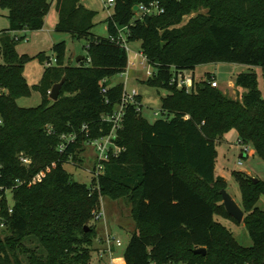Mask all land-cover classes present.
Listing matches in <instances>:
<instances>
[{
    "label": "trees",
    "instance_id": "trees-1",
    "mask_svg": "<svg viewBox=\"0 0 264 264\" xmlns=\"http://www.w3.org/2000/svg\"><path fill=\"white\" fill-rule=\"evenodd\" d=\"M54 1L56 32L87 39V56L74 65L66 60V42L56 43V64L31 87L25 66L50 58L20 55L17 43L24 38L12 34L42 30ZM154 3L162 14L137 17L135 7ZM0 5L9 20V28L0 32V85L9 90L0 96V264H23L24 253L31 264H91L99 234L93 220L105 196L127 200L136 224L124 256H114L113 264H264V211L258 207L263 180L234 174L252 247L241 246L215 219L238 223L223 203L227 181L216 176L218 141L236 130L240 141L264 160V96L258 76L253 71L237 75L235 85L245 90L242 100L213 88V75L199 81L194 73L189 92L174 82L180 73L211 63L258 67L264 73V0H116L106 38L93 34L97 13L82 0H0ZM124 27L129 42H140L156 69L144 83L169 92L162 98L166 118L149 122L136 106H128L116 139L124 150L110 154L104 174L81 184L65 164L81 163L89 142L112 131L104 116L114 114L122 102L124 84L111 85V79L128 70L129 57L110 36ZM63 79L59 99L51 100L53 86ZM33 91L41 94V105L20 107L18 100ZM70 135L75 142L61 151L63 136ZM30 238L43 256L26 246ZM202 248L206 255L196 253Z\"/></svg>",
    "mask_w": 264,
    "mask_h": 264
},
{
    "label": "rangeland",
    "instance_id": "rangeland-1",
    "mask_svg": "<svg viewBox=\"0 0 264 264\" xmlns=\"http://www.w3.org/2000/svg\"><path fill=\"white\" fill-rule=\"evenodd\" d=\"M106 0H83V4L89 9L95 11L97 16L95 17V27L93 34L97 37L106 38L109 36L107 28V19L113 13V6H106ZM52 12L56 13L55 5L51 6ZM50 8V10H51ZM50 12V11H49ZM200 12H206L202 9ZM49 14V13H48ZM47 14V15H48ZM8 11L3 9L0 5V32L9 28V20L7 18ZM197 13L192 14L190 17L185 18L187 22L191 17H194ZM140 13L137 14V17ZM51 25V22L46 23V29L43 33L34 35L33 41L28 43V37L33 32H27L22 34H12V36H19L24 38L17 43L18 51L28 55H36L45 53L50 59L56 58L53 52V45L55 43L65 41L67 44L66 60L74 65L77 64L75 57H86L88 40L85 38H72L65 33H58ZM47 35V36H46ZM41 41V42H40ZM132 52H129V67L128 73L125 75H117L111 79V85L125 84V89L128 93L139 94L142 99V115L149 122H154L159 119L166 118L162 113V98L168 95V91L164 89H157L145 84L149 78L155 73L156 69L150 65L145 59L141 58L136 52L141 51V43L133 42L130 44ZM76 55V56H74ZM44 66L39 60L31 61L26 66V77L31 85H38L42 79ZM255 72L259 80V89L264 96V73L261 68L249 67L243 65H235L229 63H211L201 65L195 70L197 80L202 81L206 79L207 75H213L215 79L219 81V89H221L229 97L242 100V95L245 90L235 85V79L238 74L245 72ZM192 71L182 72L181 74L187 75ZM42 103V96L39 92L33 91L31 97L23 98L19 101V106L23 108H35ZM155 113H159L156 116ZM243 147V146H242ZM240 145V139L236 130L230 131L217 143L218 158L217 167L218 173L223 174L226 178L228 189L227 192L235 200V202L243 209L242 206V193L238 181L235 179V173H249L250 176L264 181V160H262L257 154L246 157L242 152ZM252 151L253 147L248 145ZM242 158L243 165H239V161ZM78 163V162H77ZM96 163V149L94 146L87 145L84 153L81 155V163L69 162L65 164L66 171L72 176V178L81 184L90 185L93 179V170ZM248 174V175H249ZM9 198V205L14 203L12 191L7 193ZM1 200V199H0ZM258 207L264 211V195L258 203ZM244 210V209H243ZM102 216L99 220L94 219L93 223L97 225L98 236L94 240L93 246V258L91 264H98L97 261V249L101 248L100 239H105L108 234L120 238L123 242L121 248L115 249V256L123 257L125 251L130 243L132 236L136 231V224L132 217V206L125 199H112L108 196L102 199ZM215 219L222 223L233 233L238 243L246 248L253 246V240L251 239L244 223H236L233 220L225 219L222 216H216ZM2 228L0 227V230ZM26 246L32 250H35L39 256L45 254L39 243L30 238L26 241ZM23 264H31L30 256L28 254L20 255ZM108 260V259H107ZM103 260V264H104Z\"/></svg>",
    "mask_w": 264,
    "mask_h": 264
},
{
    "label": "built area",
    "instance_id": "built-area-1",
    "mask_svg": "<svg viewBox=\"0 0 264 264\" xmlns=\"http://www.w3.org/2000/svg\"><path fill=\"white\" fill-rule=\"evenodd\" d=\"M115 1L116 0H106L105 5L110 6V7L114 6ZM138 8L140 11V16L159 15L164 12V10L159 6L158 3L151 4L150 6H141ZM110 39L113 43L124 48L127 51L128 57H129V52H132V50L130 48L131 43L129 42L128 27L118 29V35L110 36ZM136 53L141 58L147 61L142 51H138ZM1 62H2V58L0 56V63ZM56 62H57L56 58L50 59L49 61L45 62V68H50L54 66ZM127 73H128V70L122 75H125ZM191 73L187 75H183L180 73L175 78L174 82L177 84L179 89H186L188 92L191 90V88L193 87V83H194V75ZM211 85L213 88H219V81L217 79H214L211 82ZM102 92L103 94H106L108 92V88H103ZM8 94H9V90L0 85V96H4ZM138 97L139 96L136 93H132V94L128 93L125 89V84H124L122 102L119 104L114 114L109 115V116H104V120L112 124L111 133L100 139H96V140L89 142V145L94 146V148L96 149V163H95L94 170L92 172L93 177L94 176L98 177L104 174V163L109 160L110 154L117 156L124 150V148L117 145L116 139L118 137L119 130L123 128V123H124L127 107L130 105H133L137 107V110L139 112H142L143 105H142V102L138 100ZM155 115L159 116L160 114L155 113ZM63 139L65 140V143L61 146V151H64L68 144L74 143L76 140V136L74 135L63 136ZM240 145L241 147L243 146L242 152L244 155H246V157L253 155L248 145L242 143L241 141H240ZM23 161L25 162V164L30 163V161L27 159H23ZM239 165L240 166L243 165L242 158L239 161ZM10 213H12V210H10ZM101 216H102V213H97L95 214V219L99 220ZM0 227L3 228L4 224L2 223ZM100 243L102 247L97 249V252H96L98 264H103L101 263V261L106 260V259H108L107 264H113V258L115 256V249L121 248L123 246L122 240L120 238L113 236V234H108L105 239L103 238L100 239ZM152 264H156V263H152ZM168 264H175V263L169 262Z\"/></svg>",
    "mask_w": 264,
    "mask_h": 264
},
{
    "label": "water",
    "instance_id": "water-1",
    "mask_svg": "<svg viewBox=\"0 0 264 264\" xmlns=\"http://www.w3.org/2000/svg\"><path fill=\"white\" fill-rule=\"evenodd\" d=\"M139 10L138 7H135V11ZM85 57H76V62L80 63L83 61ZM65 83V79H63L60 83L55 84L50 92V99L53 101H57L60 97L61 90ZM223 197V203L225 205L227 213L232 216L238 223H242L245 217V212L243 209L235 202V200L231 197V195L227 192V190L221 191ZM89 230V228H86ZM198 254L206 255L207 250L205 248L199 249L196 251Z\"/></svg>",
    "mask_w": 264,
    "mask_h": 264
},
{
    "label": "crops",
    "instance_id": "crops-1",
    "mask_svg": "<svg viewBox=\"0 0 264 264\" xmlns=\"http://www.w3.org/2000/svg\"><path fill=\"white\" fill-rule=\"evenodd\" d=\"M82 4H83V0H82ZM53 5H55V8H56V13L55 12H52V8H51V10H50V12H49V14L46 16V18H45V25H44V28L42 29V30H39V31H35V32H33V34L30 36V38L28 37V43H30V42H32L33 41V38H34V35H35V37H36V35H38V37H39V34L40 33H43L44 31H45V29H46V23L49 21V22H51V25L53 26V28L54 29H52L51 30V32L52 31H56V26H57V24L59 23V13H58V11H57V3H56V1H54L53 3H52V6ZM84 5V4H83ZM85 6V5H84ZM86 7V6H85ZM87 9H89L88 7H86ZM89 10H91V9H89ZM93 11V10H92ZM5 30H7V29H5ZM4 31V30H3ZM2 32V31H1ZM27 32H29V31H23V32H18V33H15V34H22L23 35V33H26V35H27ZM69 35V34H68ZM17 36V35H16ZM47 36V35H46ZM18 38H19V36H17ZM70 37H71V35H70ZM21 38V37H20ZM41 42V41H40ZM56 44V43H55ZM54 44V45H55ZM53 45V46H54ZM52 46V47H53ZM17 51H18V47H17ZM18 53L20 54V55H28V54H25V53H20L19 51H18ZM41 54V53H40ZM37 55H39V54H36V55H29V56H31V57H36ZM74 56H76V55H74ZM76 58V57H75ZM36 61L38 60V59H35ZM35 60H33V61H35ZM29 64V63H28ZM27 64V65H28ZM42 64V63H41ZM26 65V66H27ZM43 66H44V68H43V74H42V78H43V75H44V72H45V64H42ZM26 66H25V71H24V77L26 78V80H27V82H28V79H27V77H26V75H25V73H26ZM194 73L195 72H193V73H191V74H193L194 75ZM42 80V79H41ZM41 82V81H40ZM28 84H29V86H31V87H33V86H36V85H31L29 82H28ZM138 96L140 97V95L138 94ZM141 98V97H140ZM21 99H23V98H21ZM21 99H19L18 100V105H19V101L21 100ZM141 102H142V99H141ZM21 107V106H20ZM237 135H238V137H239V134H238V132H237ZM226 136V135H225ZM252 154H256V152H255V150L253 149L252 150ZM247 174H249V173H247ZM250 175V174H249ZM216 176H219V177H222V178H224L225 180H226V178L223 176V174L221 175V173H218V167H217V165H216Z\"/></svg>",
    "mask_w": 264,
    "mask_h": 264
}]
</instances>
